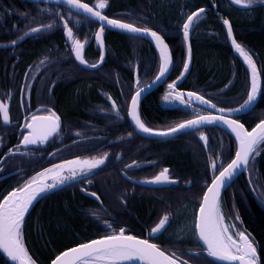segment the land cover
Wrapping results in <instances>:
<instances>
[{
  "label": "trees",
  "instance_id": "obj_1",
  "mask_svg": "<svg viewBox=\"0 0 264 264\" xmlns=\"http://www.w3.org/2000/svg\"><path fill=\"white\" fill-rule=\"evenodd\" d=\"M82 1L91 3V0ZM150 2L144 0L136 4L127 0L121 2L117 0L113 6H121L132 12L143 11L145 15L156 18L158 27L161 26L169 32V44L174 49V58L178 64L185 63L186 46L183 35L177 31L182 29L187 17L193 12L201 8L212 9V3L217 6L218 15L209 11L195 24L192 31L193 67L181 87L201 95L216 107L220 106L223 109L235 108L245 103L249 90V77L229 45L224 24V20H228L237 42L256 62L263 80L260 100L251 117L244 119L243 122L249 130H252L264 121V2L257 0L248 7L237 5L234 0H152L151 5ZM56 10L54 6L29 4L19 0H0V46L12 45L13 41L16 43L26 36V33L32 32L33 28L41 29L39 32H34L35 35L20 47L0 50V103L7 105L10 114L9 122L5 123L0 113V162L13 151L20 153L15 146L19 147L23 138L24 131L20 130L21 108L26 104L27 98L14 97V94L39 89L36 87L40 83L38 70L42 68L40 61L45 56L59 62L58 70L53 74L56 73L63 81L55 84V100L69 124L82 125L90 121L89 114L94 112L98 105V92L107 87L102 81L77 79L65 66L70 57L65 53L54 55L53 51L61 37L53 30L54 28L52 29L54 35H47L49 30L45 26L51 24L52 27H60L56 15L51 13ZM80 25L77 23L76 26ZM172 31L176 32L173 37L170 34ZM124 38L126 37L115 34L110 40L109 47L115 60L127 62L139 57L146 59L151 57L144 41L130 38L131 42ZM183 66L184 64H180L175 67L172 80L179 78ZM28 68L37 73L33 88L28 84V81L33 80L27 78ZM117 68L119 66L113 64L108 69L111 81L114 80L113 71ZM79 71L80 74L83 73L80 68ZM54 75L50 76L51 80L42 82V85L47 86V91L53 84ZM126 81L121 83V86L128 87L131 92V81ZM142 85H147V82ZM161 96L162 88L148 97L142 105L143 119L150 127L156 129L158 126L169 127L171 124L170 118H165L167 113L161 107ZM35 99L39 104H44V99L39 95L33 97V100ZM181 120H184V114L177 112V121L174 124ZM172 144L174 146H159L158 150L150 149L160 158L169 160L175 172L188 173L194 181L196 179L199 181L198 179L206 173V167L199 162L195 163V153L189 148L195 147V144L191 146L186 141ZM20 150V154H14L7 159L0 169V177H6L5 182L0 184V202L33 178L26 181L27 170L35 165H29L24 150ZM255 152L248 173L242 175L225 192L221 210L229 225L234 224L238 232L242 231L250 236L253 245L257 248V264H264V142ZM203 194L204 191L199 189L198 204ZM82 203L85 201L72 193L59 192L47 197L33 211L22 237L35 264H51L61 253L105 236V226L99 222H92L88 209ZM154 203L149 198L135 201L131 204L133 216L138 220H146L147 213L155 208ZM132 223L138 224L135 220ZM191 245L193 250L200 247L196 239L192 240ZM0 264L9 263L0 255Z\"/></svg>",
  "mask_w": 264,
  "mask_h": 264
},
{
  "label": "flooded vegetation",
  "instance_id": "obj_2",
  "mask_svg": "<svg viewBox=\"0 0 264 264\" xmlns=\"http://www.w3.org/2000/svg\"><path fill=\"white\" fill-rule=\"evenodd\" d=\"M115 1L117 0H107V6L104 9L97 8V10H102V14L107 16L109 19H119L124 23H131L135 27L148 28L152 31H156L167 43L173 60V70L171 75L164 85L158 88H162L160 104L164 112L169 114H167V117L165 118L169 117L171 124L169 127L161 125L156 129L150 127L145 122L142 115V105L145 100H147V96L139 109V117L145 126L153 129V133L168 132L171 128L178 126L180 123L196 119L199 115H210L211 113L194 106L192 102L185 97V95L184 100L187 103H181L177 100L175 98L176 93L184 94L186 92V90L182 89L181 86L179 88L175 87V89L171 90L168 88L169 84L175 83L181 77L180 75L179 78H174L172 80L175 67L180 64H185L176 63L174 58V49L169 44L168 40L169 32L161 26L158 27L156 18L145 15L143 11L141 13L138 11L132 12L121 6H113ZM118 1L121 2L123 0ZM127 1L138 4L144 0ZM150 1L151 5L152 0ZM82 2L87 3L91 7H96L99 0H91V3L85 1ZM212 4V9L217 7L214 3ZM54 7H56L57 10L51 13L56 15L57 20L60 23V27L55 26L51 27V29L46 28L49 30L47 35H54L53 30H55L61 37L59 38V44L53 51L54 55L59 56L62 53H65L70 57L65 66L68 67L67 69L71 71V73L75 74L77 79L88 78V80L102 81L106 83L107 87L105 90L98 92V105L96 110L89 114L90 121L82 123V125L69 124L62 115L58 102L55 100V84L63 81L60 80L61 77L56 73L55 75L53 74L58 70L57 64L59 62L48 58V56H45L43 60L40 61V64L42 65V68L38 70L40 71L38 79V82L40 83L36 86L39 89L27 92L20 91L19 94H14V97L19 96L21 98H27L26 104H22L23 106L21 108L22 129L20 128V130L24 131L23 137L28 134L25 124L31 122V117L33 116H51L53 119H55V117H59L61 127L59 132L47 142H38L36 146L23 149L25 158L29 165H35L30 166L29 168L31 169L27 170V174L25 175L26 181H30L32 177L45 169L52 168L53 172L58 171L57 169H54L53 166L64 164L65 161H93L96 159H104V164L98 166L97 168L92 169L91 171H87V169H85V172L87 173L86 175L81 172L80 167L74 166L77 172L76 177L65 181V183L73 182L72 185L60 192L64 194L72 193L79 197L80 200L85 201L82 205L88 209L89 218L92 222H99L101 225L105 226V236L118 233L120 229L123 228L125 235H132L139 239H146L149 243L156 244L160 250L165 252L166 255L171 256L172 259L176 261V264H206L207 262L217 264L211 259L207 249H204L202 245H199L200 247L195 248V250L192 249V240L199 239V237H197L198 230L196 229V223L199 208L203 201L202 196L201 202L198 204V198L201 194L197 196V192L199 189L204 187V189L202 188L201 190H204L205 194L207 188L211 185L213 179L218 175L219 171L222 170L223 167H226L227 164L235 158V154L237 152V144L235 140L228 133L216 128L203 129L183 134L169 140H155L141 135L135 129L130 119L131 98L141 88H145L156 81V77L159 74L161 66V59L158 51L148 41L138 38V40H142L146 43L148 49L147 51L151 54L149 59L139 57L136 60L127 62L123 61L124 63L122 61L115 60V57L111 54L109 44L115 34L120 33L104 29V42L106 44L105 61L100 68L96 70H87L81 67L75 60L74 51L72 49V40L69 39L65 33L66 28L63 25L61 17L70 21L68 27L72 28V39H76L81 43H84V57L89 65H98L101 60L102 50L97 45L96 39L101 23L97 20L77 15L61 7ZM205 9H208V12L213 11L218 15V11H216V9ZM77 23H80L81 25L76 26ZM85 24L87 25L84 26ZM194 27L195 25L192 26L191 36ZM182 31L183 27L177 32L182 34ZM174 33L176 32L172 31L170 33L172 37ZM120 35L126 37L124 39L129 41H131L130 38H134L124 34ZM25 42L20 44L18 47L25 44ZM187 57L188 55L186 53L185 62L187 61ZM113 64H117V66H119V68L113 71L114 82L111 81L110 71L108 70ZM78 68H80L83 73L80 74V71L78 72ZM34 69L37 68L34 67ZM26 74H28V79H33L28 81L29 83L27 82L33 88L35 85L34 78L37 76V73L31 68H28ZM51 75H54V80L52 81L53 84L50 86V89L47 91V86L42 85V82L51 80ZM127 76L128 78H126ZM126 80L131 81V92L128 87L121 86V83L127 82ZM137 81H139V83H137ZM110 82H112L113 85ZM144 82H147V85H142ZM155 92H153V94ZM169 93H171L169 100L165 101L163 97L165 95H169ZM153 94H150L149 97ZM38 95L44 99V104H39L36 99L33 100V97ZM113 101H115V108L112 106ZM241 105L224 110L232 111L241 108ZM217 108L223 109L220 106H217ZM177 112L184 114V120L174 124L177 121ZM250 113L244 116L242 115L241 117H244V119H246V117L250 118ZM15 117L16 116H14V118ZM241 117L239 116L232 119L237 120L239 123L244 125L246 130H249L243 122L244 119H241ZM159 128L161 129L159 130ZM204 136L207 138L206 150L200 141V139ZM182 141H186L191 146L195 144V147L192 146L193 148H189L194 151L197 161L206 167V173L202 178H200V182L197 181V179L194 181L188 173L180 174L179 172H175L170 166L171 164L166 162L167 159L164 160L163 157L160 158L157 156L155 152H150V148L158 150L159 146H174L172 143ZM15 148L17 152L20 151L21 153L19 147L15 146ZM201 148H203V150ZM209 149L210 151H208ZM169 157L170 156H167V158ZM230 158L231 160H229ZM213 163L216 164L215 169L212 167ZM164 169H168V177L170 178V181L176 182L177 185H171L170 187L164 189H153L139 185V183L154 180V178ZM62 176L69 177V170L64 172ZM3 177L4 176H1L0 179ZM3 182L5 181H2L0 184ZM198 184L202 187H199ZM92 193H95L96 195L93 196ZM148 198L155 202V208H152L151 211L147 213L146 220H138V218L132 214L131 206L133 205L131 204L135 201ZM45 199L37 204L28 215L21 230L22 234L29 217ZM219 210L221 214H223L221 206ZM165 215L169 217L168 222L165 224V228L162 229L160 233L153 235L151 230L157 226L159 221ZM223 219L224 221L226 220L225 217H223ZM133 220H135L138 224L133 225ZM225 223L226 225H229L227 224V221H225ZM230 232L233 234L238 232L237 226L234 228L230 227ZM22 234V243L28 252V248L23 240L24 238L22 237Z\"/></svg>",
  "mask_w": 264,
  "mask_h": 264
},
{
  "label": "snow or ice",
  "instance_id": "obj_3",
  "mask_svg": "<svg viewBox=\"0 0 264 264\" xmlns=\"http://www.w3.org/2000/svg\"><path fill=\"white\" fill-rule=\"evenodd\" d=\"M65 3L71 5L77 10H82L84 13L90 14V16L96 18L99 21L105 22L112 27L127 30L131 33H141L148 35L154 39L157 47L160 50V56L162 59V65L160 67L159 74L156 77V81H159L169 71V65L171 63L170 53L168 46L164 43L163 37L156 31H152L148 28L135 27L131 23H124L119 19H109L103 15L98 9H104L107 6V0H99L96 7H90L87 3H82L81 0H64ZM237 5L248 7L251 4L257 2V0H234ZM264 2V0H261ZM205 9L201 8L196 12H193L187 17V21L183 24V35L185 40L189 37V31L194 23L195 19H199L200 14ZM63 25L66 28L67 37L72 40V49L75 53V57L80 63L87 65V61L84 60L82 52L84 49V43L79 40L72 39L73 31L71 27H68L69 20L61 17ZM224 24L228 26V35H232L231 26L228 20H224ZM46 28H51L52 25H46ZM41 29L33 28L32 32H39ZM104 31V24H101L100 31L96 35V39L103 45L102 33ZM28 33H26L27 35ZM15 43V41H13ZM236 51L244 57L248 62L252 70V88L250 94L247 96V100L241 109L251 105L257 98V68L252 60V57L238 44L235 39L232 40ZM190 47L189 56L190 60ZM103 56H101V62ZM90 67H97L96 64L88 65ZM184 72L188 71V63L184 64ZM183 76V73L181 74ZM139 83V81H137ZM176 85L169 84V89H175ZM145 89L141 88L131 98V118L135 122L136 126L145 133H153V129L146 127L141 121L137 113V104L139 97ZM171 93L165 95L163 99L169 100ZM188 97H194L196 100L203 104H207L212 108L216 105L211 104L202 96H198L196 93H188ZM175 98L181 103H187L184 100L183 93H176ZM111 99V98H109ZM113 108H115V101L112 102ZM241 109H235L239 111ZM221 112L225 111L220 109ZM0 113H2V119L5 123L9 122V111L7 105L0 103ZM217 121L226 124L232 132L235 133L237 140L239 141V150L235 154V159L223 167L219 171L218 175L213 179L211 185L207 188L206 193L203 195V201L199 208V215L197 217L196 229L198 230L199 239L206 245L207 252L210 256L218 258L222 261L238 262V264H257V250L253 245V242L249 239L244 232H236L233 234L230 232V227L234 228L235 225H225L223 223V216L219 210V195L220 189L224 187L227 181L231 180L238 169L249 164V157L256 151V146L260 142H264V121H261L251 131L245 129L244 125L239 123L235 119H229L225 116L214 115H199L196 119L188 120L180 123L178 126L171 128L168 132L155 133L158 135H169L170 133H176L181 130L196 128L202 124L215 123ZM59 117L53 119L51 116H33L31 122L25 124V128L29 129L27 135L23 137L24 145H33L38 142H47L49 137L53 136L59 130ZM206 140V137H202ZM104 159H96L93 161H81L71 160L65 161L64 164L54 165V169L60 170L53 174V169H45L37 174L36 177L31 179V182L26 183L24 186L17 188L6 196L2 202H0V250L7 254L8 257L18 264H35V261L31 260L28 252L26 251L22 240L21 230L25 219V214L28 212L33 202L44 193L56 188L57 183H47L48 179H59V184L65 183L66 180L75 178L77 175L76 168L80 167V170L85 175V169L91 171L98 166L104 164ZM68 167L70 172L69 177L61 175V171ZM212 167L215 169L216 164L213 163ZM168 169H164L157 175L152 183L168 182L169 177L167 175ZM95 196V193H92ZM98 199V197H97ZM169 217L165 215L151 231L152 234H158L165 228L166 222ZM235 236V238H234ZM145 261L146 264H176V261L171 256L166 255L164 251L160 250L156 244L149 243L146 239H139L132 235H125L123 228L118 233L105 236L101 239L92 240L91 242L84 243L78 247L65 251L60 256L56 257L53 264H119L121 261L132 260Z\"/></svg>",
  "mask_w": 264,
  "mask_h": 264
},
{
  "label": "water",
  "instance_id": "obj_4",
  "mask_svg": "<svg viewBox=\"0 0 264 264\" xmlns=\"http://www.w3.org/2000/svg\"><path fill=\"white\" fill-rule=\"evenodd\" d=\"M19 1H22V2H25V3H29V4H35V5H50V6H58V7H61L63 9H66L72 13H75L77 15H81V16H84V17H87L89 19H92V20H97L96 18L90 16V14H87V13H84L82 10H77L75 8H73L71 5L67 4L64 2V0H19ZM84 3V2H82ZM90 6V5H89ZM91 7V6H90ZM214 9L217 10V7H214ZM102 12V10H101ZM208 12L207 10H205L203 13L200 14L203 15L204 13ZM99 21V20H97ZM196 21V19L194 20V22ZM101 24H104V29H108L110 31H113V32H117V33H120V34H124V35H127V36H131V37H136V38H142L146 41H148L151 45H153L155 47V49L158 51L159 55H160V50L159 48L157 47L155 41L153 38H151L150 36L148 35H144V34H141V33H131L127 30H121V29H118V28H115V27H112L110 25H107L105 22L103 21H99ZM194 24V23H193ZM230 24V23H229ZM193 26V25H192ZM191 26V28H192ZM191 28H190V31H189V37L187 40H185V43H186V48H187V55L189 56V47H190V60L188 59L187 57V62L188 63V71L187 72H184L183 71V76L181 77V79L175 84L176 86H180L184 83L185 79L187 78V76L189 75L192 67H193V48H192V36H191ZM225 30H226V33H227V37H228V42H229V45L232 49V51L234 52L235 56L240 60V62L243 64V66L245 67V69L247 70L248 74H249V82H250V89H249V94L251 92V88H252V70H251V67L250 65L248 64V62L244 59L243 56H241L235 49V46L233 45L232 43V40L235 39V36H234V32L232 30V27H231V31H232V35L229 36L228 35V26L225 25ZM100 31V30H99ZM66 35H67V32H65ZM32 34H29L27 35L25 38H23L21 41H19L18 43H15V44H12L8 47H3V46H0V49H9V48H15L16 46H18L19 44H21L23 41L27 40L29 37H31ZM185 39V38H184ZM102 40H103V45L100 44V42L97 40V45L101 48L102 50V56H103V61L99 62V64L97 65V67H90L85 64H82L80 63V61H78L75 57V53H74V57H75V60L77 61V63L87 69V70H96L98 68H100L104 61H105V58H106V44L104 42V31L102 33ZM164 40V39H163ZM236 41V39H235ZM237 42V41H236ZM164 43L167 45V43L164 41ZM168 46V45H167ZM168 50H169V47H168ZM84 51L85 49H83V52H82V55H83V58L85 60V57H84ZM169 53H170V50H169ZM170 58H171V63L169 65V71L165 74V76L163 78H161L159 81H156L154 83H152L151 85H148L146 86L145 89L141 96L139 97V100H138V104H137V113L139 115V108H140V105L141 103L143 102V100L150 94H152L154 91H156L159 87H161V85L167 81V79L169 78V76L171 75L172 73V70H173V60H172V56H171V53H170ZM160 59H161V56H160ZM253 60V59H252ZM253 62L255 63L256 65V68H257V78H256V86H257V98L256 100L251 104L249 105L248 107H245L244 110H239V111H223L221 112L220 111V108H212L210 107L209 105L207 104H203L201 103L200 101L196 100L194 97L190 98L188 97V93L190 92H185L184 95L185 97H187V99L189 101L192 102V104L194 106H197L199 108H202L208 112H210L212 115L214 116H225L227 118H233V117H237V116H240V115H244V114H247L249 112H251L255 106L257 105L258 101L260 100V97H261V94H262V89H263V80L261 78V73L259 71V68L256 64V62L253 60ZM161 65H162V59H161ZM193 93V92H191ZM198 95V94H197ZM200 96V95H198ZM206 100V99H205ZM208 101V100H207ZM212 104V103H211ZM130 112H131V105H130ZM130 119H131V122L133 124V126L135 127V129L141 134L143 135L144 137L146 138H150V139H155V140H169V139H174L176 137H178L179 135H182V134H185V133H190V132H193L195 130H199L203 127H216V128H220V129H223L224 131L228 132L229 134H232L234 137H235V140L238 144V150H239V141L237 140L236 138V135L234 132L231 131V129L226 125L224 124L223 122H220V121H217L215 123H210V124H202V125H199L198 127L196 128H189V129H185V130H181V131H178L176 133H170L169 135H158V134H155V133H145L143 131H141L135 124V122L132 120L131 118V115H130ZM59 125H60V121H59ZM61 127V126H60ZM60 127H59V130H60ZM59 130L53 134V136L49 137V139L53 138L58 132ZM27 131L29 132L30 130L27 129ZM48 139V140H49ZM23 141V140H22ZM201 143L204 145V139H200ZM259 144V143H258ZM257 144V145H258ZM32 146H36V144H33V145H24L23 142H21L20 144V147L21 148H30ZM204 147L206 148L207 146L204 145ZM253 155V154H252ZM252 155H250L249 157V160L250 158L252 157ZM12 156V154H9L7 155L0 163V167L3 165L4 161L8 158ZM74 167V166H73ZM247 166H243L242 168L238 169L237 172L235 173V175L232 177L231 180L227 181L226 185L224 187H222L220 189V195H219V203H220V200L222 198V194L223 192L228 188V186L239 176L241 175L245 169H246ZM60 171V170H58ZM68 171V167L66 166L62 171H61V175ZM55 172H53L54 174ZM167 175H168V172H167ZM2 180H0V183H1ZM153 181V180H152ZM47 183H57V187L44 193L42 196L38 197L37 200H35L32 204V206H30L28 212L25 214V219L26 217L29 215V213L34 209V207L41 201L43 200L45 197H48L49 195H52L54 193H57V192H60L62 191L63 189H66L67 187H69L70 185H72L73 182H67V183H63V184H59V179L57 178L56 180H53V179H48L47 180ZM140 185H143V186H146V187H149V188H153V189H164V188H167V187H170L171 185H177L176 182H173V181H170V178H169V181L168 182H161V183H152V182H146V183H141ZM199 215V213H198ZM24 219V221H25ZM23 227V226H22ZM199 237V236H198ZM200 241V244L202 245V247L206 248V245H204V243L199 239ZM78 247V246H77ZM75 248V247H73ZM72 249V248H71ZM68 251V250H67ZM1 254L3 255V257L10 263V264H18V262H14L10 259V257L7 256L6 253H4L2 250H0ZM64 253V252H63ZM62 254V253H61ZM60 254V255H61ZM59 255V256H60ZM211 259L216 262L217 264H238V262H230V261H222L218 258H215V257H212L211 256ZM56 260V259H55ZM54 260V261H55ZM53 264V262H52ZM77 264H79V262H77ZM119 264H146L145 261H140V260H132V261H121L119 262Z\"/></svg>",
  "mask_w": 264,
  "mask_h": 264
},
{
  "label": "bare ground",
  "instance_id": "obj_5",
  "mask_svg": "<svg viewBox=\"0 0 264 264\" xmlns=\"http://www.w3.org/2000/svg\"><path fill=\"white\" fill-rule=\"evenodd\" d=\"M212 5H213V4H212ZM51 7H52V6H51ZM212 7H213V6H212ZM204 9H205V8H204ZM205 10L208 11V9H205ZM212 10H214V8H213ZM216 11H217V10H216ZM189 14H190V13H189ZM179 16H180V15H179ZM230 26H231V24H230ZM231 27H232V26H231ZM232 30H233V28H232ZM233 32H234V31H233ZM30 34H32V36H33L35 33L33 32V33H30ZM28 35H29V34H28ZM26 36H27V35H26ZM26 36H25V37H26ZM32 36H31V37H32ZM234 36H235V35H234ZM25 37H24V38H25ZM29 38H30V37H29ZM29 38H28V39H29ZM235 39H236V38H235ZM21 40H22V39H21ZM21 40H20V41H21ZM104 40H105V39H104ZM25 41H26V40H25ZM25 41H23V42H25ZM236 41H237V40H236ZM18 42H19V41H18ZM18 42H16V43H18ZM23 42H22V43H23ZM22 43H21V44H22ZM237 43H238V42H237ZM14 44H15V43H14ZM238 44H239V43H238ZM19 45H20V44H19ZM19 45H18V46H19ZM8 46H10V45L3 46V47H8ZM18 46H16V47H18ZM16 47H15V48H16ZM15 48H9V49H15ZM7 49H8V48H7ZM0 50H5V48H4V49H0ZM233 54H234V52H233ZM234 56H235V54H234ZM235 57H236V56H235ZM236 58H237V57H236ZM237 59H238V58H237ZM238 60H239V59H238ZM239 61H240V60H239ZM241 64H242V63H241ZM242 65H243V64H242ZM244 68H245V67H244ZM246 71H247V70H246ZM248 77H249V75H248ZM155 82H156V81H155ZM150 83H151V82H150ZM153 83H154V82H153ZM164 83H165V82H164ZM164 83H163L161 86H163ZM249 83H250V82H249ZM157 90H158V89H157ZM154 92H155V91H154ZM156 92H157V91H156ZM109 93H110V92H109ZM171 93H172V92H171ZM111 94H112V93H111ZM113 94H114V93H113ZM152 94H153V93H152ZM148 97H149V95H148ZM143 101H144V100H143ZM258 102H259V101H258ZM99 103H100V102H99ZM101 103H102V102H101ZM163 103H164V102H163ZM141 104H142V103H141ZM257 104H258V103H257ZM170 105H171V104H170ZM140 106H141V105H140ZM256 106H257V105H256ZM256 106H255V108H256ZM198 108H199V107H198ZM255 108H254V109H255ZM139 109H140V108H139ZM166 109H167V108H166ZM168 109H169V108H168ZM171 109H172V108H171ZM200 109H202V108H200ZM239 109H241V108H239ZM254 109H253V110H254ZM169 110H170V109H169ZM203 110H204V109H203ZM241 110H244V108L241 109ZM253 110H252V111H253ZM205 111H206V110H205ZM232 111H234V110H232ZM252 111H251V112H252ZM207 112H208V111H207ZM209 113H210V112H209ZM249 113H250V112H249ZM167 114H168V113H167ZM247 114H248V113H247ZM250 114H251V113H250ZM9 115H10V114H9ZM168 115H169V114H168ZM244 115H246V114H244ZM244 115H243V116H244ZM241 116H242V115H240V117H241ZM173 117H174V116H173ZM237 117H239V116H237ZM9 118H10V117H9ZM233 118H235V117H233ZM242 118L244 119V117H241V119H242ZM246 118H247V117H246ZM230 119H232V118H230ZM0 128H1V127H0ZM212 128H216V127H212ZM21 129H22V128H21ZM203 129H211V127H203V128H201V129H199V130H203ZM216 129H220V128H216ZM113 130H114V129H113ZM159 130H160V129H159ZM163 130H164V129H163ZM199 130H195V131H199ZM220 130L224 131L223 129H220ZM195 131H193V132H195ZM248 131H249V130H248ZM224 132H226V131H224ZM190 133H191V132H190ZM226 133H228V132H226ZM185 134H188V133H185ZM228 134H229V133H228ZM182 135H183V134H182ZM229 135H231V136L233 137V139L235 140V137H234L232 134H229ZM179 136H180V135H179ZM204 137H205V136H204ZM201 139H202V138H201ZM235 142H236V140H235ZM236 144H237V142H236ZM260 144H262V142H260V143L256 146V149L258 148V146H259ZM204 145L207 146V139L204 140ZM203 147H204V146H203ZM201 149L203 150V148H201ZM205 150H206V148H205ZM208 151H210V149H209ZM216 151H217V150H216ZM237 151H238V144H237ZM147 152H148V151H147ZM147 152H146V153H147ZM150 152H151V151H150ZM213 152H214V151H213ZM148 153H149V152H148ZM206 153H207V152H206ZM255 153H256V152H254L253 155H252V157L250 158V160H249V164L247 165L245 171H244L241 175H239V176H238V177H237V178H236V179H235V180H234V181L228 186V188L223 192V194H222V198L224 197L225 192H226V191H227V190H228V189H229V188L235 183V181H237L242 175H245V174L248 172V168H249V166H250V163H252V159H253V156L255 155ZM144 154H145V153H144ZM8 155H9V154H8ZM6 156H7V155H6ZM6 156H5V157H6ZM5 157H4V158H5ZM10 157H11V156H10ZM4 158H3V159H4ZM8 158H9V157H8ZM8 158H7V159H8ZM3 159H2V160H3ZM7 159H6V160H7ZM234 159H235V158H234ZM6 160H5V161H6ZM5 161H4V162H5ZM167 161H168V163H169V160H167ZM3 164H4V163H3ZM250 167H251V166H250ZM249 174H250V173H249ZM251 175H252V174H251ZM253 175H254V174H253ZM252 178H253V177H252ZM198 180H199V182H200V179H198ZM148 182H149V181H148ZM145 183H146V182H145ZM140 184H141V183H139V185H140ZM209 184H210V182H209ZM209 184H208V185H209ZM198 185H199V187L201 186L200 184H198ZM208 185H207V186H208ZM140 186H143V185H140ZM203 186H206V185H203ZM143 187H146V186H143ZM201 187H202V186H201ZM202 188L204 189V187H202ZM202 188H201V189H202ZM64 190H65V189H64ZM62 191H63V190H62ZM144 191H146V190H144ZM147 191H148V190H147ZM202 191H204V190H202ZM204 192H205V191H204ZM57 193H59V192H57ZM144 193H145V192H144ZM255 193H257V192H255ZM188 194H190V193H188ZM192 194H193V193H192ZM256 195H257V194H256ZM261 195H262V193H261ZM198 196H199V195H198ZM256 197H257V196H256ZM45 198H46V197H45ZM45 198H44V199H45ZM222 198H221L220 203H219V209H220V206H221ZM259 200H260V199H259ZM41 201H42V200H41ZM41 201H40V202H41ZM40 202H39V203H40ZM262 202H263V200H262ZM262 202H261V203H262ZM39 203H38V204H39ZM263 205H264V204H263ZM263 205H262V206H263ZM35 207H36V206H35ZM35 207H34V208H35ZM263 207H264V206H263ZM222 212H223V211H222ZM30 213H31V212H30ZM30 213H29V214H30ZM222 215H223V214H222ZM27 217H28V216H27ZM27 217H26V219H27ZM223 217H224V216H223ZM231 218H232V217H231ZM26 219H25V220H26ZM223 220H224V219H223ZM227 220H228V219H227ZM225 221H226V220H225ZM228 222H230V221H228ZM24 223H25V221H24ZM24 223H23V225H24ZM223 223H225V222H223ZM233 223H234V222H233ZM227 224H228V223H227ZM225 225H226V223H225ZM22 228H23V227H22ZM244 234H245V233H244ZM245 235H247V236L249 237V239L251 240V238H250V236H249L248 234H245ZM197 237H198V236H197ZM21 240H22V238H21ZM150 240H151V239H150ZM152 240H153V239H152ZM251 241H252V240H251ZM204 249H205V248H204ZM256 249H257V248H256ZM0 253H1V252H0ZM1 255H2V254H1ZM2 256H3V255H2ZM4 259H5V258H4ZM5 260H6V259H5ZM6 261H7V260H6ZM206 261H207V260H206ZM7 262H8V261H7ZM257 262H258V261H257ZM8 263H9V262H8ZM9 264H10V263H9ZM51 264H52V263H51Z\"/></svg>",
  "mask_w": 264,
  "mask_h": 264
},
{
  "label": "rangeland",
  "instance_id": "obj_6",
  "mask_svg": "<svg viewBox=\"0 0 264 264\" xmlns=\"http://www.w3.org/2000/svg\"><path fill=\"white\" fill-rule=\"evenodd\" d=\"M1 102V101H0ZM194 158H195V156H194ZM197 158V157H196ZM195 158V159H196ZM195 163L197 164L198 163V161H197V159H196V161H195ZM249 170V169H248ZM248 173V172H247ZM223 222H225L224 220H223ZM225 224V223H224ZM234 225V224H233Z\"/></svg>",
  "mask_w": 264,
  "mask_h": 264
}]
</instances>
